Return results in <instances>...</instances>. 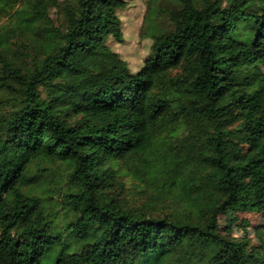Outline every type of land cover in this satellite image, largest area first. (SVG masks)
<instances>
[{"label": "trees", "instance_id": "obj_1", "mask_svg": "<svg viewBox=\"0 0 264 264\" xmlns=\"http://www.w3.org/2000/svg\"><path fill=\"white\" fill-rule=\"evenodd\" d=\"M166 2L133 73L124 0H0V264H264V0Z\"/></svg>", "mask_w": 264, "mask_h": 264}, {"label": "rangeland", "instance_id": "obj_2", "mask_svg": "<svg viewBox=\"0 0 264 264\" xmlns=\"http://www.w3.org/2000/svg\"><path fill=\"white\" fill-rule=\"evenodd\" d=\"M124 0L125 6L117 12L122 23L123 43L108 41V46L117 52L128 63L131 72L135 73L147 56L150 38L146 35L148 16L152 8H160L163 18L166 0ZM163 18V19H162ZM264 70V63H262ZM220 232L234 237L246 238L251 247L264 245V212L251 213L227 212L220 217Z\"/></svg>", "mask_w": 264, "mask_h": 264}]
</instances>
